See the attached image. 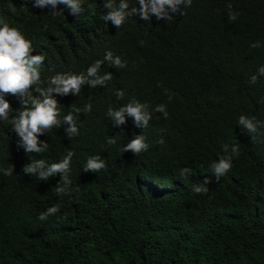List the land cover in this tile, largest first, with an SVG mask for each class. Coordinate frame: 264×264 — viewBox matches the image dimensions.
<instances>
[{"label": "trees", "instance_id": "obj_1", "mask_svg": "<svg viewBox=\"0 0 264 264\" xmlns=\"http://www.w3.org/2000/svg\"><path fill=\"white\" fill-rule=\"evenodd\" d=\"M128 3L138 7L137 0ZM103 4L84 0L85 11L74 16L64 5L53 15L33 0H0V17L31 40L33 54L45 57L39 87L56 73L86 74L107 51L127 65L104 61L100 74H113L106 86L86 84L79 96L54 94L61 120L75 108L91 104L92 110L73 113L79 134L71 139L66 125L41 135L49 144L42 154L18 145L11 119L19 98L4 97L12 111L0 120V264H264V127L253 141L237 124L241 115L264 123V76L258 73L264 0H193L171 21L133 15L119 29L102 19ZM229 11L238 14L235 21ZM255 42L260 46L251 47ZM117 90L124 91L122 100ZM134 99L150 110L165 104L167 119L154 113L147 128L130 117L115 126L109 106ZM139 134L149 149L123 153ZM110 136L116 144H107ZM232 145L239 154L217 181L210 164L233 155ZM69 151L72 184L62 197L54 191L59 174L39 180L23 172L31 158L59 162ZM96 155L106 169L84 172ZM11 165L13 174L5 176ZM184 167L193 171L189 179L180 177ZM205 179L208 192H193ZM56 204L68 219L41 222L39 214Z\"/></svg>", "mask_w": 264, "mask_h": 264}, {"label": "clouds", "instance_id": "obj_2", "mask_svg": "<svg viewBox=\"0 0 264 264\" xmlns=\"http://www.w3.org/2000/svg\"><path fill=\"white\" fill-rule=\"evenodd\" d=\"M34 6L39 8L49 7L53 9L52 14L57 15L56 11L59 5H64L74 16L81 15L84 9V0H33ZM138 7L130 8L128 0H104L103 7L107 10L102 16L104 22H111L112 25L121 28L129 16L138 15L143 21L151 22L152 17L160 21H171L176 13L183 14L182 8L190 7L193 0H137ZM231 9V5H229ZM15 11L14 8L11 9ZM238 14L229 11V20L235 21ZM142 43V42H141ZM255 42L251 47H259ZM34 48L31 40L27 39L22 32L7 23L3 17H0V120H7L12 111L11 104L4 97L12 95L19 98V111L11 119L13 130L19 136L18 145L26 153L42 154L49 148L47 141H41L39 137L48 133L53 128H59L66 125L65 132L69 139L79 134V128L76 123V115L81 111L89 113L92 110L91 104L85 105L83 110L73 109L67 115L60 119V103L56 95L67 96L69 94L79 96L84 85L90 88L97 86H106L112 80L113 74L105 72L100 74L101 65L107 61L110 66L116 68L126 67V62L122 61L120 56H114L111 51H107L104 60H97L89 66L85 73H56L49 81L47 87H39L41 83V67L44 64L45 57L42 54H33ZM259 76H264V66L258 68ZM258 75L253 74L250 78L251 83H255ZM35 92V95L33 94ZM56 94V95H54ZM124 91L117 90L115 96L117 100L124 98ZM171 99V97H169ZM154 113H160L167 119L168 112L166 105L161 103L150 110V106L138 100H132L119 108L109 106L107 117L114 122L115 126H122L127 118H132L138 128H147L153 118ZM237 124L241 132L247 134L253 141L256 140L261 127L264 123L257 121L255 117L249 118L241 115ZM163 143V140H161ZM107 144H116L114 136L107 139ZM224 152H228L229 146L224 145ZM149 144L146 137L142 134L134 136L124 146L123 153L131 151L135 156L146 152ZM231 153L233 155H222L217 161L210 164L211 173L219 181L232 168L233 156L239 154V145H232ZM73 152L69 151L59 162L48 163L44 159H32L23 167V172L27 175H36L39 180H47L52 176L60 175V181L54 188L59 197H62L69 190L72 181L70 179L71 160ZM107 164L99 155L91 156L87 159L83 171L99 173L105 170ZM14 172V165L3 169L5 176H11ZM193 171L189 167L180 170L181 179H189V174ZM210 180L205 179L203 184H196L192 191L197 194L208 192L206 186ZM61 208L59 204L48 207L40 213L38 219L41 222L47 221L50 216L60 215ZM61 220H67L66 214L60 215Z\"/></svg>", "mask_w": 264, "mask_h": 264}]
</instances>
